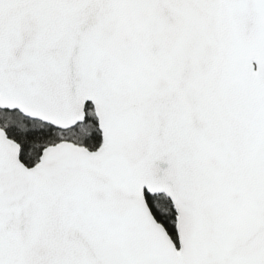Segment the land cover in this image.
Here are the masks:
<instances>
[{
	"label": "snow or ice",
	"instance_id": "snow-or-ice-1",
	"mask_svg": "<svg viewBox=\"0 0 264 264\" xmlns=\"http://www.w3.org/2000/svg\"><path fill=\"white\" fill-rule=\"evenodd\" d=\"M0 264H264V0H0Z\"/></svg>",
	"mask_w": 264,
	"mask_h": 264
}]
</instances>
